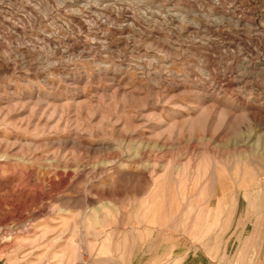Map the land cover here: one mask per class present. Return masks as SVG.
Returning <instances> with one entry per match:
<instances>
[{"label": "rangeland", "instance_id": "1", "mask_svg": "<svg viewBox=\"0 0 264 264\" xmlns=\"http://www.w3.org/2000/svg\"><path fill=\"white\" fill-rule=\"evenodd\" d=\"M0 264H264V0H0Z\"/></svg>", "mask_w": 264, "mask_h": 264}]
</instances>
